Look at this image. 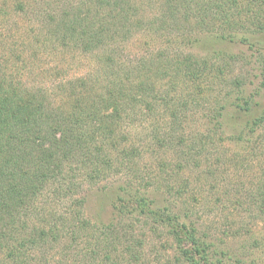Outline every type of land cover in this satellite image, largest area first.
I'll list each match as a JSON object with an SVG mask.
<instances>
[{"label": "rangeland", "instance_id": "rangeland-1", "mask_svg": "<svg viewBox=\"0 0 264 264\" xmlns=\"http://www.w3.org/2000/svg\"><path fill=\"white\" fill-rule=\"evenodd\" d=\"M80 1L91 2L0 0V80L13 82L23 92L42 93L54 106L61 104L64 109L69 105L66 86L72 81L83 77L94 80L96 89L103 85L111 72L100 63L104 51L63 46L53 35L51 16ZM118 1H126L124 6L130 12L124 26L119 24L112 65L115 77L146 81L158 90L157 96L198 101L196 105L188 103L178 131L185 137L179 145L161 150L150 132L141 137L144 129L139 118L132 125L125 124L132 135L125 143L144 147L143 159L137 161L138 175L148 180L164 178L176 187L186 184L177 199L168 197L173 199L170 211L182 214V220L209 235L215 245L222 242L231 249L230 264H264V120L238 135L239 124L220 121L217 126L205 117L219 103L227 104L225 107L233 104L240 83L246 92L262 87L264 108V0H190V22L168 18L166 0ZM161 15H166L164 23ZM199 15L204 20L200 25L196 23ZM222 34L226 39H214ZM217 49L225 53L218 54ZM185 55L190 56L187 62L182 60ZM153 97L151 104L158 107ZM154 110L148 114L150 124L159 122L156 128H169L166 111V116L161 113L153 118ZM199 137H204L203 145L191 151V143ZM113 176L121 179L108 177L96 184L86 183L83 177L77 179L82 183L75 196L85 198L81 211L87 226L71 245L68 237L57 242L51 238L35 252L30 264H175L171 239L151 218L126 214L115 226H127L121 232L128 239L116 243L110 236L103 237L108 232L103 224L113 218L109 197L113 190L120 191L116 189L126 178L125 174ZM55 186L56 182H51L39 197L48 218L72 210V197L56 194ZM156 186L149 185L147 194L163 202L164 187ZM123 187L131 192V187ZM65 224L69 226L63 227L61 234L72 225Z\"/></svg>", "mask_w": 264, "mask_h": 264}, {"label": "trees", "instance_id": "trees-1", "mask_svg": "<svg viewBox=\"0 0 264 264\" xmlns=\"http://www.w3.org/2000/svg\"><path fill=\"white\" fill-rule=\"evenodd\" d=\"M89 1L66 5L50 20L55 25L53 35L63 46L72 44L84 51L96 48L104 51L100 63L111 72L106 75L103 85L96 89L94 80L89 82L83 77L69 82L66 86L69 105L64 109L61 104L54 106L42 93L36 96L27 90L23 92L13 82L0 80V264H30L35 252L42 250L51 238L57 242L65 236L70 245L73 244L88 224L81 211L85 198L75 196L82 183L77 179L83 177L86 183L96 184L112 177L121 179L113 176L118 174H125L126 178L116 189L120 191L113 190L109 197L113 218L103 224V230L108 231L103 236L105 239L110 236L116 243L121 238L128 239L121 232L127 226L116 227L115 224L126 214L142 215L163 227L171 239L175 264H230L231 249H226L222 242L215 245L209 235L201 234L190 221L182 220V214L170 211V203L180 196L186 184L176 187L164 178L148 180L138 175L137 161L143 159L144 147L125 143L131 135L130 127L125 124L132 125L139 118L144 129L141 137L150 132L149 136L161 150L170 144L179 145L185 137L178 131L181 132L179 128L188 103L193 101L196 105L198 101L193 97L178 101L157 96L158 90L146 81L115 77L117 73L112 65L114 49L118 46L119 24L123 27L128 20L129 8L124 6L126 1V4L118 0ZM166 5L168 18L179 17L178 21L187 22L193 19L188 17L192 11L190 0H166ZM160 19L164 23L166 15H161ZM196 23H204L202 15L197 17ZM214 39H226V36L222 34ZM245 40V37L240 39L241 42ZM216 51L225 53L224 50ZM189 57L185 55L182 60L187 62ZM237 86L239 95L233 99L236 100L233 104L230 102L225 107L227 104L219 103L205 117L217 126L220 121L239 124L238 135H241L242 130L251 131L253 125L264 120V108L260 100L261 86L252 92L243 90L242 83ZM152 97L153 101H158L154 103L158 107L152 106ZM152 109H156L153 118L166 111L167 116L164 115L170 117L169 128H156L159 122L150 124L148 114ZM203 142L204 137H199L197 142L191 143V151ZM161 163L160 170L163 169ZM51 182H56V194L72 197L69 205L72 210L48 218L39 197ZM123 185L131 187V192ZM149 185L164 187L166 198L163 202L148 196ZM261 195L264 197V190ZM65 222L72 225L61 234L63 227L69 226Z\"/></svg>", "mask_w": 264, "mask_h": 264}]
</instances>
